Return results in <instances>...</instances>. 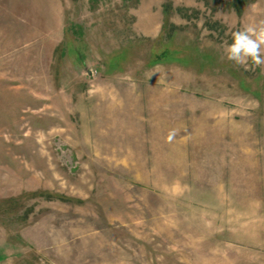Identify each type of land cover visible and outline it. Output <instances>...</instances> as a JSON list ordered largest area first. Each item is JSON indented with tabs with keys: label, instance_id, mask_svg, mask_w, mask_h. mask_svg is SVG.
Wrapping results in <instances>:
<instances>
[{
	"label": "rangeland",
	"instance_id": "374dc122",
	"mask_svg": "<svg viewBox=\"0 0 264 264\" xmlns=\"http://www.w3.org/2000/svg\"><path fill=\"white\" fill-rule=\"evenodd\" d=\"M261 19L0 0V264H264V67L223 51Z\"/></svg>",
	"mask_w": 264,
	"mask_h": 264
},
{
	"label": "clouds",
	"instance_id": "9594fccd",
	"mask_svg": "<svg viewBox=\"0 0 264 264\" xmlns=\"http://www.w3.org/2000/svg\"><path fill=\"white\" fill-rule=\"evenodd\" d=\"M226 58L237 66L248 70L264 67V19L244 25L231 33V42L224 41ZM173 137H168L171 140Z\"/></svg>",
	"mask_w": 264,
	"mask_h": 264
}]
</instances>
